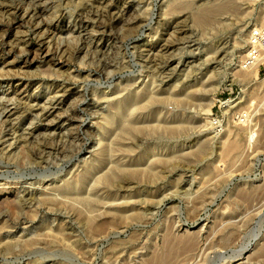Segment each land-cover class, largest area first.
<instances>
[{
    "label": "rangeland",
    "instance_id": "374dc122",
    "mask_svg": "<svg viewBox=\"0 0 264 264\" xmlns=\"http://www.w3.org/2000/svg\"><path fill=\"white\" fill-rule=\"evenodd\" d=\"M114 1L115 13L132 20L112 22L102 51L86 54L83 40L72 46L82 53L62 59L0 56V197L16 200L3 189L18 182V196L33 204L19 210L0 200V264H264V71L246 79L245 57L238 62L262 26L264 0ZM76 2L47 5L64 15L61 27L79 28L69 20ZM0 7L5 52L23 38L38 48L41 39L23 32L18 1ZM98 106L102 118L91 114ZM234 133L240 154L225 159ZM50 194L61 202L39 204ZM193 242L196 252L184 251Z\"/></svg>",
    "mask_w": 264,
    "mask_h": 264
},
{
    "label": "bare ground",
    "instance_id": "6f19581e",
    "mask_svg": "<svg viewBox=\"0 0 264 264\" xmlns=\"http://www.w3.org/2000/svg\"><path fill=\"white\" fill-rule=\"evenodd\" d=\"M18 1V7H19V10H20V12H21V14H22V20H23V23L25 24V25H27L28 26V30L26 29V31L24 30L23 32H25V33H28L30 30L33 32V34L35 35V36H37L38 38H40L41 39V43H40V45L38 46V48H32L31 46H30V43H29V41H27V40H23V39H16L15 41H13V42H10V44L8 43V46H9V48L7 49V52H5V50L4 49H6L5 48V45L3 46V45H1V43H0V56L2 55H4V54H6V53H12V52H14L15 50H18L19 52H20V55H23V56H25V58L29 61V60H31V61H34V60H36V59H45L46 57H56V56H59L60 57V59H62L67 53H69V55L70 54H72V55H75V53H76V49H78L79 51L78 52H80V53H82L84 50H83V48L82 49H80L79 47L77 48H72V46H73V42H75L76 43V45H78V44H80V42H83V40H84V42L83 43H86V44H88V46H86V54H88V53H90V52H94V51H98V50H100V51H102L103 49H104V47H105V45H106V43L108 42V41H110L109 40V35H111V34H107L108 32H111V26H112V22L114 21V20H116V19H119L120 18V21L122 22V24L123 23H125V24H128V23H130V21L132 20V18L131 19H125V14H126V11H122V10H118V13L120 14V16L118 17V13L116 14L115 13V9H117V6H115L114 5V0H78V2H76V10L77 9H79V8H81L79 11L77 10H75V12H73V10L71 11L72 13L69 15V20L70 21H72V22H76V24H79L80 26H79V28L77 27V26H60V22H61V19L63 20V18H64V15L63 14H60L59 12H56L55 11V9L52 11V8L49 6V5H47V2L48 1H50V0H38V1H35V0H17ZM74 1V0H73ZM60 3L61 2H59V6H60ZM94 5H96V7L94 6ZM62 6V5H61ZM18 7H16V8H18ZM221 7V6H220ZM223 7V6H222ZM1 8V7H0ZM5 8V7H4ZM203 8V7H202ZM202 8H201V10H202ZM216 8H218V6L216 7ZM2 9V8H1ZM200 9V8H199ZM214 10H215V8H213ZM52 11V12H48V11ZM198 10V9H197ZM203 10H205V8L203 9ZM219 10V12H221V8H219L218 9ZM218 10L216 9V11L218 12ZM223 10H225V9H223ZM222 10V11H223ZM211 11H212V9H211ZM210 11V12H211ZM216 11H215V13H216ZM226 11V10H225ZM264 11V10H263ZM262 11V12H263ZM48 12V13H47ZM1 13V12H0ZM121 13H122V15H121ZM194 13V12H193ZM208 13H209V11H208ZM222 13V12H221ZM2 14V13H1ZM49 14V15H48ZM195 14V13H194ZM210 14V13H209ZM211 14H213V11H212V13ZM216 14H218V13H216ZM7 15V14H6ZM12 15V14H11ZM47 15V16H46ZM117 15V16H116ZM196 15V14H195ZM108 16V17H107ZM199 15L197 14V17H198ZM1 17V16H0ZM193 17H194V15H193ZM196 18V17H195ZM194 18V19H195ZM201 18H202V15H201ZM201 18H200V20H201ZM136 19H138L139 21H140V17L139 16H137L136 17ZM261 19H262V22H261V24L263 25L264 24V14H262V16H261ZM261 19H260V21H261ZM197 20H199L198 18H197ZM259 20V19H258ZM111 21V22H110ZM203 20H201V22H202ZM142 22V21H141ZM197 22V21H196ZM71 23V22H70ZM195 23V22H194ZM199 23V22H198ZM15 23H13V22H11L10 21V23H9V27H13V25H14ZM23 24V25H24ZM111 25V26H110ZM15 27V26H14ZM13 27V28H14ZM123 27V26H122ZM129 27V26H128ZM31 28V29H30ZM125 28H126V26H125ZM124 29V28H123ZM11 30V29H10ZM127 30V29H126ZM83 32H85V33H83ZM4 34V33H3ZM63 34H68L66 37H65V35H63ZM8 35V34H7ZM17 35V34H16ZM5 36V35H4ZM3 36V37H4ZM121 36H122V34H121ZM2 37V36H1ZM89 37V39L90 38H99V41L93 46L90 42H86V40H87V38ZM108 37V38H107ZM112 37V36H111ZM4 39V38H3ZM117 39V38H116ZM92 40V39H91ZM247 40H249V36H248V39ZM3 41V40H2ZM5 41V40H4ZM12 41V40H11ZM67 43V44H66ZM74 43V44H75ZM69 45L70 46V48H69V46H66V45ZM82 44V43H81ZM84 45V44H83ZM78 46H81V45H78ZM72 48V50H70ZM245 49V48H244ZM96 51V52H97ZM245 54L247 53V48L245 49ZM2 52H4V53H2ZM77 52V53H78ZM85 54V55H86ZM243 54V53H242ZM71 55V56H72ZM246 55H240L239 57H240V59H239V63H240V61L243 59V57H245ZM30 57H31V59H30ZM70 57V56H69ZM81 58H79V60H80ZM15 61V59H13L12 61H11V63H13ZM237 61L235 62V64H239ZM241 64V63H240ZM237 65H236V67L235 68H237ZM81 66V65H80ZM83 66V65H82ZM52 65L51 64H49V66H48V69H47V71H50L51 69H52ZM85 68V67H84ZM241 68V67H240ZM1 70V73H2V69H0ZM258 67H254V68H252V69H249V70H240V72H239V75H240V73H243L245 76V78L247 79V78H249V77H255V78H257L258 77ZM235 71V70H234ZM237 71H239V69L237 70ZM4 72V71H3ZM19 72V71H18ZM165 72V71H164ZM0 73V76H2V74ZM243 74H241V77H242V75ZM238 76V75H237ZM243 77V78H244ZM218 83V82H217ZM2 84V80H1V78H0V85ZM203 85V84H202ZM219 85V84H218ZM49 86V85H48ZM121 87V86H120ZM123 87V86H122ZM127 87V86H126ZM201 87H203V86H201ZM212 87V86H211ZM174 88H176V87H174ZM198 88V87H197ZM216 88V87H215ZM190 90V89H189ZM192 90V89H191ZM197 90H199V89H197ZM196 89L194 90L193 89V92L195 91H197ZM143 91V90H142ZM6 92V91H5ZM119 92V91H118ZM123 92V91H122ZM190 92H192V91H190ZM6 93H4V95H5ZM171 94V93H170ZM191 94V93H190ZM3 95V96H4ZM149 95H150V93H149ZM169 95V94H168ZM174 95V94H173ZM175 95H177V94H175ZM2 96V97H3ZM153 96V95H152ZM155 96V95H154ZM159 96V95H158ZM169 96H172V95H169ZM2 97H0V98H2ZM104 97V96H103ZM149 97V96H148ZM161 97H163V96H161ZM174 97H177V98H179L178 96H174ZM183 97V96H182ZM105 98V97H104ZM147 98V97H146ZM152 98H154V97H152ZM11 99H13V98H11ZM51 99V98H50ZM53 99V98H52ZM99 99V98H98ZM142 99V98H141ZM150 99V98H149ZM155 99H157V98H155ZM162 99V98H161ZM164 99V98H163ZM169 99V98H168ZM176 99V98H175ZM174 99V100H175ZM146 100V99H145ZM172 100V99H171ZM179 100V99H178ZM212 100V99H211ZM52 101V100H51ZM94 101V100H93ZM111 101V100H110ZM159 101V100H158ZM165 101V100H164ZM144 102V101H143ZM145 102H147V101H145ZM156 102V101H155ZM153 103V102H152ZM165 103V102H164ZM114 104V103H113ZM139 104V103H138ZM223 104V106L224 107H227V106H229V104H230V101H225V102H223L222 103ZM145 105V104H144ZM135 107V106H134ZM138 107V106H137ZM137 107H135V108H137ZM114 108V107H113ZM132 108V107H131ZM134 108V109H135ZM140 108V107H139ZM42 109V108H41ZM48 109V111H47V113H45V116H46V118H49L50 116H52L53 115V113L55 112V109H56V106L54 105V106H52V107H49V108H47ZM93 109V108H92ZM104 109L105 108H99V106L97 107V108H94L92 111H91V114L92 115H95L96 117H101V115L104 113ZM143 109V108H142ZM132 113V112H131ZM1 115V114H0ZM59 115H60V113H59ZM61 115H63V114H61ZM67 116V115H66ZM1 117H3V116H1ZM62 116H58V118H61ZM127 117H128V115H127ZM64 118V117H63ZM102 118V117H101ZM100 118V119H101ZM5 119V118H4ZM67 119V118H66ZM124 119V118H123ZM122 119V120H123ZM3 120V119H2ZM5 120H7V118L5 119ZM5 120H3V122H2V125H4L3 123H4V121ZM54 120V119H53ZM67 120H70V118L68 117V119ZM94 120H96V118L94 119ZM103 120H104V116H103ZM1 122V121H0ZM8 122V121H7ZM6 122V123H7ZM81 122V121H80ZM128 122V121H127ZM5 123V124H6ZM100 123V122H99ZM31 124V123H30ZM82 122L81 123H78V125L76 126V127H78L79 129H83L82 128ZM126 124V123H125ZM133 124H135V123H133ZM132 124V125H133ZM139 124V123H138ZM101 125V124H100ZM161 125V124H160ZM162 125H164V124H162ZM167 125V124H166ZM182 125H184V124H182ZM0 126H1V124H0ZM130 127V126H129ZM135 127V126H134ZM143 126H141V127H135L136 129H140V128H142ZM150 127H151V125H150ZM149 127V128H150ZM166 127V126H165ZM122 128H124V127H122ZM152 128H153V126L151 127V130H152ZM228 128V127H227ZM247 128V127H246ZM71 129V128H70ZM73 129V128H72ZM88 129V128H87ZM170 129V128H169ZM168 129V130H169ZM249 129V128H248ZM85 130V129H84ZM124 130V129H123ZM172 131H174L175 130V128H172L171 129ZM231 131H232V129H230ZM230 130H228V131H230ZM246 130V129H245ZM176 131H178V130H176ZM236 131V130H235ZM250 131V130H249ZM0 132H1V129H0ZM175 132V131H174ZM236 132H238V131H236ZM247 132V131H246ZM93 133V132H92ZM122 133V132H121ZM127 133V132H126ZM125 132H124V134H126ZM171 133V132H170ZM178 133V132H177ZM230 133V132H229ZM228 132H227V134H229ZM255 133V132H254ZM95 134V133H94ZM103 134V133H102ZM130 134V133H129ZM128 134V135H129ZM239 134V133H238ZM237 133H236V135H235V133H234V135H235V137H233L234 138V140H232L231 142H229L228 144H227V147H225L224 145H225V143L224 142H226V140H227V138H226V135H225V141L223 142L224 143V147H222V149H224V151H225V153L227 152V154H226V157H224L225 159L227 158V155L232 159L233 158V160H236V154H237V152H238V150H239V148L242 146V143H241V141H239L240 143H241V146H240V143L238 142V140L237 139H235L236 138V136L238 135ZM93 135V134H92ZM231 135V134H230ZM244 135H245V133H244ZM229 136V135H228ZM250 139L251 138H253V133H250ZM132 137V136H131ZM126 139V138H125ZM232 139V138H231ZM121 140V139H120ZM123 140V139H122ZM133 140V139H132ZM224 140V139H223ZM253 140V139H252ZM101 141V140H100ZM248 141H250L249 140V137H248ZM249 143V142H248ZM11 145H13V143L11 144ZM129 145V144H128ZM131 147V146H130ZM129 147V148H130ZM128 148V147H127ZM227 149V150H226ZM121 150H123V149H121ZM128 151V150H127ZM130 151V150H129ZM240 151H242V150H240ZM239 154H240V152H238ZM238 155V154H237ZM228 157V158H229ZM235 157V158H234ZM240 157V156H239ZM157 158V157H156ZM167 158V157H166ZM231 159H230V161H231ZM221 160V159H220ZM223 160V159H222ZM46 161V160H45ZM225 161V160H224ZM223 162V161H222ZM227 163V162H226ZM235 163V162H234ZM168 164V163H167ZM171 164V163H170ZM173 164V163H172ZM233 164V163H232ZM223 165V164H222ZM118 166V165H117ZM122 168V167H121ZM47 169V168H46ZM120 169V168H119ZM124 170V169H123ZM131 170V169H130ZM133 171V170H132ZM155 171V170H154ZM131 172V171H130ZM148 172H150V171H148ZM45 173V172H44ZM122 173H123V171H122ZM152 173H153V171H152ZM148 174V173H147ZM154 174V173H153ZM156 174V173H155ZM47 174H45V175H38L40 178H39V182H40V180L42 181V178H43V176L45 177ZM25 175L23 174V175H21V177H24ZM49 176H51V175H49ZM7 177H9V176H7ZM113 177H114V175H113ZM105 178V179H104ZM36 179V178H35ZM96 180V179H95ZM103 180H105V181H103V182H105V183H110V182H112V178L110 177V176H105L104 177V175H103ZM97 181V180H96ZM95 181V182H96ZM99 181V180H98ZM97 181V182H98ZM100 181H101V179H100ZM37 182V181H36ZM104 183V184H105ZM114 183V182H113ZM6 184V185H5ZM14 184H16V185H14ZM93 184V183H92ZM99 184H100V182H99ZM110 185V184H109ZM4 186H5V188L3 189L6 193H8V194H10L11 196H16V200H13V199H9V200H4V199H2L1 197H0V200H1V202H5V203H7L6 205H14L16 208H18L19 210H24V208H29L28 210L30 211L31 210V207L33 206V204H32V200H30V201H28L27 199H23L22 197H19L18 196V194H19V190H18V188L20 187V185L18 184V182H16V183H12V182H8V183H4ZM92 186V185H91ZM120 186V185H119ZM122 186V185H121ZM61 194V193H60ZM44 195V194H43ZM48 195V194H47ZM47 195H45L44 197H42L40 200H38V202H39V204L41 203V204H48V205H50V204H53V203H55V202H58V201H60V199H58V198H53V197H50L52 194H50L49 196H47ZM78 195H79V193H78ZM52 196H54V195H52ZM80 196V195H79ZM78 197V196H77ZM9 198V197H8ZM65 198V197H64ZM74 198V197H73ZM62 199H63V197H62ZM114 201V200H113ZM14 202V203H13ZM61 202V201H60ZM115 202V201H114ZM75 203V202H74ZM121 203V202H120ZM128 203V202H127ZM59 204V203H58ZM63 204V203H62ZM31 205V206H30ZM114 205V204H113ZM117 207H119V206H117ZM116 208V207H115ZM116 210L117 211H121V209H119V208H116ZM117 211H116V213H111L110 211H109V213H111V215H113V216H116V215H118V213H117ZM123 211V210H122ZM92 213H94V212H92ZM120 215V214H119ZM127 215H129V214H127ZM133 215V214H132ZM136 215V214H135ZM121 217H123V215H121ZM112 218V217H111ZM125 218V217H124ZM122 219V218H121ZM127 219V218H126ZM243 220V219H242ZM242 220H240L241 222H242ZM90 221V220H89ZM91 221L93 222V220L91 219ZM90 221V222H91ZM241 222H240V224H241ZM5 223H7L6 221H5ZM94 223V222H93ZM238 223V222H237ZM236 224V223H235ZM103 225V224H102ZM6 225H4V227H5ZM89 226H91V227H93V228H96V230H94V231H97V228H98V226H93L92 225V223H90V225ZM99 226H100V224H99ZM102 227V226H101ZM229 227V226H228ZM239 227V226H238ZM90 228V227H89ZM99 230L101 229V228H98ZM60 230V229H59ZM90 230H92L91 228H90ZM233 231V230H232ZM200 232V231H199ZM199 232H198V234H199ZM62 233V232H61ZM170 233V232H169ZM220 233V232H219ZM222 233V232H221ZM45 234V233H44ZM43 234V235H44ZM57 234V233H56ZM197 234V235H198ZM228 234V233H227ZM47 235V234H46ZM58 235H60L59 237H61V235L63 236V237H65V235L62 233V234H60V232H59V234ZM93 235V234H92ZM167 236H168V234H167ZM166 236V237H167ZM185 236H186V234H185ZM191 236V235H190ZM194 236V235H193ZM216 236V235H215ZM224 236H227V235H224ZM58 237V236H57ZM63 237H61V239H64ZM165 237V236H164ZM182 237V236H181ZM196 237V236H195ZM195 237H194V239H195ZM218 237V236H217ZM255 238L254 239H258L257 237H259V234L257 233L255 236H254ZM70 236H68V238L67 237H65V239H66V241L67 240H69V241H71L70 239ZM177 238H178V236H177ZM228 238V237H227ZM170 239V238H169ZM168 239V240H169ZM180 239V238H179ZM208 239V238H207ZM177 240V239H176ZM175 240V241H176ZM189 240V239H188ZM197 240H198V238H197ZM219 240V239H218ZM164 241H165V238H164ZM170 241H172L171 239H170ZM169 241V242H170ZM191 241V240H190ZM259 241V240H258ZM34 241L33 240H26V241H24V243L26 244V245H31L32 243H33ZM167 242V241H166ZM185 242V241H184ZM195 242H197V241H195ZM200 242V241H199ZM255 242V241H254ZM68 243H70V242H68ZM74 243V242H73ZM73 243H71V244H73ZM201 243V242H200ZM218 243V242H217ZM167 244H168V242H167ZM166 244V245H167ZM172 244V243H171ZM170 244V245H171ZM199 244V243H198ZM214 244H216L215 243V241H214ZM219 244V243H218ZM217 244V245H218ZM14 245V244H13ZM13 245L10 243V244H8L7 246H6V250L7 251H10L11 249H12V247H13ZM170 245H168V246H170ZM185 245H188V242H186L185 243ZM194 242H193V244L192 243H190V245H189V247L186 249L185 248V250L184 251H186L187 253H190V251H193L194 250ZM250 245H251V243L249 244V245H247V246H245L244 247V249H243V252L240 254V255H244L245 254V252H247V251H251V248H249L250 247ZM215 246V245H214ZM73 247V246H72ZM167 247V246H166ZM176 247V246H175ZM178 247V246H177ZM177 247H176V249H177ZM183 248H184V246H182ZM186 247V246H185ZM202 247V246H201ZM207 247H208V245H207ZM209 248V247H208ZM169 249V248H168ZM171 249V248H170ZM170 249H169V251H170ZM197 249V247H195V250ZM207 248L205 247L204 249L203 248H201L200 249V252L202 251V253L200 254V256H202L203 254H204V251L206 250ZM210 249V248H209ZM173 250H175L174 248H173ZM194 250V253L196 252ZM164 251V250H163ZM168 251V250H167ZM166 251V252H167ZM176 251V250H175ZM180 251H182V249L180 250ZM207 251V250H206ZM177 252V251H176ZM199 252V251H198ZM241 252V251H240ZM181 253V252H180ZM184 254H185V252H183ZM193 253V252H192ZM207 253H208V251H207ZM159 254V253H158ZM183 254V255H184ZM197 254V253H196ZM249 254V253H248ZM166 255V254H165ZM172 255V254H171ZM176 255V254H175ZM182 255V256H183ZM192 255V254H191ZM223 255V254H222ZM221 255V256H222ZM226 255V254H225ZM247 255V254H246ZM254 255V254H253ZM164 256V255H163ZM194 256V255H193ZM179 257V256H178ZM227 257V256H226ZM225 257V258H226ZM247 257V256H246ZM252 257H254V256H252ZM195 258H196V256H195ZM205 259H206V257H204ZM203 258V259H204ZM237 258V257H236ZM249 258V257H248ZM255 258V257H254ZM178 259V258H177ZM182 259V258H181ZM186 259V258H185ZM190 259H192V258H190ZM204 259V260H205ZM194 260V259H193ZM192 260V261H193ZM202 260V259H201ZM232 260V259H231ZM239 260V259H238ZM245 260V259H244ZM177 261V260H176ZM182 261V260H181ZM181 261H179V262H181ZM184 261V260H183ZM192 261H190V262H192ZM200 261V260H199ZM236 261V260H235ZM256 261H257V259H256ZM189 262V261H188ZM188 262H187V264H188ZM189 262V263H190ZM196 262V261H195ZM200 262H202V261H200ZM199 262V263H200ZM207 262V261H206ZM228 262L229 261H227L226 262V264H228ZM198 263V262H197ZM198 263V264H199ZM203 263V262H202ZM230 263V262H229ZM66 264V263H65ZM114 264V263H113ZM178 264V263H177ZM180 264V263H179ZM181 264H182V262H181ZM193 264V263H192ZM201 264V263H200ZM208 264V263H207ZM244 264V263H243Z\"/></svg>",
    "mask_w": 264,
    "mask_h": 264
},
{
    "label": "built area",
    "instance_id": "2783aa9c",
    "mask_svg": "<svg viewBox=\"0 0 264 264\" xmlns=\"http://www.w3.org/2000/svg\"><path fill=\"white\" fill-rule=\"evenodd\" d=\"M248 41L246 56L240 64L241 70L258 67L259 71H264V25L254 27ZM214 124L219 128L222 126L218 119H215Z\"/></svg>",
    "mask_w": 264,
    "mask_h": 264
}]
</instances>
